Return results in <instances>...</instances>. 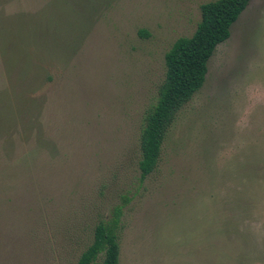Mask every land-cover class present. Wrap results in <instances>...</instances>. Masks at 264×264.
Instances as JSON below:
<instances>
[{"label": "rangeland", "instance_id": "rangeland-1", "mask_svg": "<svg viewBox=\"0 0 264 264\" xmlns=\"http://www.w3.org/2000/svg\"><path fill=\"white\" fill-rule=\"evenodd\" d=\"M210 1L0 0V264H79L118 206L120 264H264V0L141 179L166 53Z\"/></svg>", "mask_w": 264, "mask_h": 264}, {"label": "trees", "instance_id": "trees-1", "mask_svg": "<svg viewBox=\"0 0 264 264\" xmlns=\"http://www.w3.org/2000/svg\"><path fill=\"white\" fill-rule=\"evenodd\" d=\"M251 0H214L202 4V19L192 36L178 38L166 53V73L158 98L146 112L141 133V179L153 173L162 147L178 112L203 87L208 63L217 47L228 40L232 26ZM141 36H149L140 30ZM123 207L110 219L97 224L93 242L82 253L79 264H120V232Z\"/></svg>", "mask_w": 264, "mask_h": 264}]
</instances>
